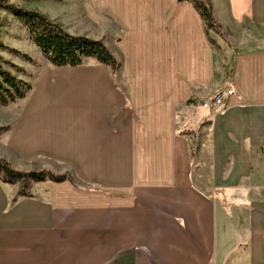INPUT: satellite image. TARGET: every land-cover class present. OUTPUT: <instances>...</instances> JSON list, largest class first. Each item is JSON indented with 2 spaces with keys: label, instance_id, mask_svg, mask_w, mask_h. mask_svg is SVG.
Instances as JSON below:
<instances>
[{
  "label": "crops",
  "instance_id": "crops-1",
  "mask_svg": "<svg viewBox=\"0 0 264 264\" xmlns=\"http://www.w3.org/2000/svg\"><path fill=\"white\" fill-rule=\"evenodd\" d=\"M104 1L116 76L48 68L0 123V159L76 182L0 178V264H264V0H210L224 35L188 1Z\"/></svg>",
  "mask_w": 264,
  "mask_h": 264
},
{
  "label": "trees",
  "instance_id": "trees-1",
  "mask_svg": "<svg viewBox=\"0 0 264 264\" xmlns=\"http://www.w3.org/2000/svg\"><path fill=\"white\" fill-rule=\"evenodd\" d=\"M0 0V7L13 14L27 28L31 41L39 48L42 55L56 68H76L84 64L87 58H93L98 63L111 67L113 76H116L120 64L110 50L101 40H93L86 36H77L68 33L61 25L53 23L43 14L24 10ZM191 2L203 19L207 32L215 30L221 32V25L217 23L213 5L210 0H179ZM222 35V33H221ZM4 48L0 40V49ZM26 56L24 55V58ZM27 58V57H26ZM29 60V58H27ZM15 70L12 73L8 68ZM18 73H23L21 67L8 62L0 55V104L8 106L17 100L24 99L31 91L30 83L19 78ZM4 175L7 182L21 181L20 194L27 196V182H44L50 180L61 183L70 180L67 175H55L48 171L21 172L15 170L5 160L0 159V174Z\"/></svg>",
  "mask_w": 264,
  "mask_h": 264
},
{
  "label": "rangeland",
  "instance_id": "rangeland-1",
  "mask_svg": "<svg viewBox=\"0 0 264 264\" xmlns=\"http://www.w3.org/2000/svg\"><path fill=\"white\" fill-rule=\"evenodd\" d=\"M4 2L24 10L39 12L73 35L86 36L96 40L94 36H100L104 29H106V32L108 31V35L112 30L111 20L107 12L108 6L103 4L104 0H5ZM101 4H103V7L100 6ZM214 32L216 31L214 30ZM217 33L224 35L223 29ZM0 40L4 45V48L0 49V55L4 60L21 67L23 73L18 74L26 79L24 81L32 79V83L37 86L41 83L42 75L47 73L49 69H57L49 63L39 48L31 41L24 24L2 7H0ZM24 55L29 60L26 57L24 58ZM85 60L84 63H87L88 59ZM8 70L17 73L10 68ZM15 102L7 107L0 105V123H20L18 114L23 111L22 109H25V106L21 102ZM199 107L201 106L199 105ZM217 109H221V107ZM29 170L31 172H42L35 169ZM0 178L5 180L3 173L0 174ZM72 179L75 181L74 178Z\"/></svg>",
  "mask_w": 264,
  "mask_h": 264
},
{
  "label": "built area",
  "instance_id": "built-area-1",
  "mask_svg": "<svg viewBox=\"0 0 264 264\" xmlns=\"http://www.w3.org/2000/svg\"><path fill=\"white\" fill-rule=\"evenodd\" d=\"M234 90L230 87H225L217 91L212 96L200 101L199 105L205 110H214L217 108H222L231 96H233Z\"/></svg>",
  "mask_w": 264,
  "mask_h": 264
}]
</instances>
